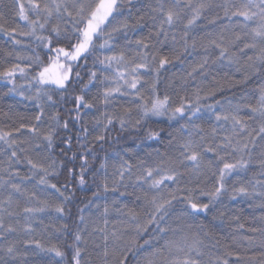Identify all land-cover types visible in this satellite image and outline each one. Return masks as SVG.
Wrapping results in <instances>:
<instances>
[{
	"label": "snow or ice",
	"instance_id": "obj_1",
	"mask_svg": "<svg viewBox=\"0 0 264 264\" xmlns=\"http://www.w3.org/2000/svg\"><path fill=\"white\" fill-rule=\"evenodd\" d=\"M201 21L221 24L218 32L209 31L199 38L206 52L218 51L211 63L226 60L241 74L227 87L246 85L253 78L260 80L245 93L250 97L246 102L216 99L225 85L215 77L209 86L196 80V73L206 78L209 55L182 76L177 87L168 86L161 92V71L180 61L189 48H196L197 37L190 34ZM145 28L146 36L130 38L129 33L135 35ZM0 33L14 47L29 49L27 55L15 52L16 62L0 63V80L7 88L4 96L23 97L36 109L26 122L19 117L18 126L15 122L0 126V144L4 146L0 153L6 157L0 160V193H7L0 198V264H16L27 256L18 247L21 243L65 259L60 246L35 238L37 224L43 226L41 234L49 227L37 217L49 211L61 218L69 215L66 206L74 195L72 183L85 185L90 171L94 182L102 173L92 193L97 199L102 193L127 189L130 182L134 187L146 186L142 197H136L138 201L143 199L144 218L129 209L121 213L126 217L119 221L122 230L109 232L108 220L104 219V227L88 232L85 208L99 209L90 199L78 210L74 232L67 223L59 228L51 225L54 232L71 237V264H230L233 256L237 264H264V212L256 218L259 226L247 229L250 235L232 237L238 248L246 245L245 253L250 255L232 251L229 245L222 246V254H214L220 241L206 230L201 219L207 214H212V220L222 218L224 212L218 206L225 196L230 201L259 198L257 206L264 209V0H14L11 20L0 12ZM170 33L179 51L162 54ZM120 39L125 45L116 52ZM33 45L45 49V57ZM5 55L12 57L13 52ZM18 79L23 82L17 83ZM93 88L98 91L90 97ZM69 96L73 106L65 115ZM120 100H127L129 106L116 108ZM209 100L212 103H207ZM100 105L105 111L93 118L90 131L84 116L93 109L99 111ZM110 106L112 112L107 111ZM160 117L171 123L166 128L145 127ZM208 121L211 124L206 128L203 124ZM116 122L122 132L136 134L131 136L134 142L154 141L165 151L157 148L141 157L135 148H122L124 155L114 153L119 162L113 163L110 179L107 169L111 157L105 153L101 158L97 146L103 150L107 132ZM77 125L79 130L74 131ZM97 128L103 131L91 136ZM25 131L29 138L20 139ZM32 151L35 156L29 154ZM90 157L101 161L99 168L93 170ZM21 165L27 166L26 174L21 173ZM253 168L257 171L243 179ZM64 170V182L53 183ZM33 182L34 189L47 193L46 198L25 187ZM53 195L58 203L50 202ZM14 204L19 211L12 210ZM108 212L105 205L101 215L107 217ZM13 217L17 218L15 223ZM231 219L238 230L244 229L238 216ZM97 232L102 234V244L92 239ZM19 233L27 238L10 239ZM90 245L96 260L89 252Z\"/></svg>",
	"mask_w": 264,
	"mask_h": 264
},
{
	"label": "trees",
	"instance_id": "obj_2",
	"mask_svg": "<svg viewBox=\"0 0 264 264\" xmlns=\"http://www.w3.org/2000/svg\"><path fill=\"white\" fill-rule=\"evenodd\" d=\"M14 0H0V12H3L5 14V17L11 20L12 18V6H13ZM149 0H145V3H148ZM214 2H219V0H214ZM222 15V13H221ZM211 18V16L209 17ZM16 23H22L20 21H16ZM150 25V21H148ZM226 23V21H224ZM221 24L218 23L217 25H209L207 21H201L200 24L192 31L190 34L191 36L197 37V46L195 49L189 48L187 53H184L181 55L180 61H174L172 64L168 65L164 70L161 71L160 74V90L163 92L166 87L171 86L173 88L177 87L180 83V78L188 71H191V69L196 66L198 63H200L205 55L210 56V68L209 72L206 76H201L199 73H196V80L202 82L205 86L212 85V78L215 77L217 81L224 84L225 87L222 90L221 93H219L216 96V99L220 100L222 98L231 99L233 103H243L246 102L250 97H246L245 93L250 92L252 89L256 87L257 84L260 83V80L258 78H253L252 81H250L246 85H234L233 87L229 88L227 87V84L232 82V80H238L241 78V74L236 72V66L235 65H229V63L225 61H219L217 60L215 63H211V60L215 59V57L218 55V51H213L209 49L207 52L203 47H201V41L200 37L203 36L205 33L211 31L213 33L218 32ZM177 31V36H179V29ZM148 33V28L143 29V31H138L135 35L132 33H129V36L131 39H135L137 36H146ZM19 38V37H18ZM163 39V37H161ZM25 43H28L25 41ZM189 43L191 44V39L189 40ZM125 45V41L120 39L117 42V47L115 49L116 52H119ZM32 47L35 48V51L38 52L41 57H45L46 50L42 47H36L33 45ZM174 49L176 52L179 51V45H173L171 41V33L169 34V40L167 41L166 45L161 48L162 54H175ZM6 52H13L12 57H6ZM15 52H20L22 55H27L29 53V49L27 47H20V46H13L11 41L8 37L3 35V33H0V63L2 62H16L15 61ZM111 54V53H107ZM251 55V53H249ZM183 61V63H181ZM89 65H91V61H89ZM83 74V73H82ZM231 78V80L229 79ZM87 77H85V80ZM191 80V78H189ZM23 81L17 80V83H22ZM194 84L195 82H191ZM214 86V85H213ZM193 89L190 86L188 91L191 92ZM98 89L93 88L90 93L91 96H95L97 94ZM7 92V88L5 87V82L0 80V126L5 125H11L14 122L18 126L19 124V117H24L25 122L28 118L35 115L36 109L34 106V103L30 100H26L23 97H20L15 94H10L8 96H4V93ZM207 103H212L211 100L207 101ZM73 105L71 103V96H69V102L64 105V114L67 115V109L71 108ZM121 106H129L127 100H120L115 107L120 108ZM99 111H96L93 109L92 111L88 112L87 115L84 116V119L86 121H89L88 127L91 131V129L94 127V125L91 123L94 117H98L101 112L105 111L104 107L102 105L98 106ZM107 111L112 112L113 106H110ZM4 113H7V115H3ZM241 115H247L246 112H242ZM207 121V117L205 118ZM200 123V121H197ZM168 123H171L167 121L166 117H160V118H153L149 125H145V127H164L166 128ZM211 124L210 121L205 122L203 124L204 127H209ZM253 127H257L256 124L252 125ZM41 127H46L45 125H41ZM72 125H70V128ZM227 127V126H226ZM79 130V125L76 126L74 131ZM103 131L102 128H97L96 131L91 132V136H95ZM61 135H64V133H61ZM136 135L134 132L131 133V136ZM30 134L26 131L23 132L20 136V139L29 138ZM90 136V139H91ZM131 136L128 135L126 132H122L119 126V123L116 122L114 125L110 126L108 132H107V138L108 142L103 144V150L100 149L99 146H97V152L99 153L100 157L103 158L105 153L111 157L108 161V174L109 178L111 179V173H112V165L113 163H118L119 161L115 158L114 153L120 152L121 155H124L122 152V148L124 147H132L136 149V152L139 156L143 157L146 152L152 151L153 149L159 148L161 152L165 151V147L161 144L154 142V141H133L131 139ZM120 137H123L122 139H118ZM139 145V146H138ZM4 146L0 144V148H3ZM75 139L73 140V151H75ZM59 151V149H57ZM32 156L36 155L35 151H32L29 153ZM43 155V153H41ZM69 157H71V152H69ZM125 159L128 157L125 156ZM6 159L5 155L3 153H0V160ZM135 160V157H133ZM90 164L93 166V170L96 168H99V164L101 161H92L91 157L89 158ZM77 166V172L79 171V160L76 162ZM71 167V165H69ZM20 171L22 174H26L28 172V168L26 165L20 166ZM257 169L253 168L250 169L248 174L246 176H243V179H249L254 172H256ZM67 177V171L64 170L61 172V174L54 178L52 180L53 183H63L65 178ZM102 178V173L98 175L95 179V182L93 180L92 172H88L86 176V183L85 185L81 186L76 181H73L72 187L74 189V195L69 204L66 206V211L70 210V214L61 218L58 217L56 214L52 213L51 211L46 213H41L38 215L37 220H42L44 225H49L47 232L41 234L42 225L37 224V232L34 234L35 238L41 239L43 243L46 244H56L60 246L66 253L65 259L63 261L60 260L59 257H56L54 253H48V252H41L38 249H36L34 246H25L22 243L18 245L19 249L22 252H27V256L21 257L16 261V264H71V255L72 251L68 247V245L71 244V237L66 236L62 233H56L54 232L51 225H55L57 228L60 227L62 223H67L69 225V230L74 232L76 230V227L78 225V216H79V209L84 208L86 204H88V201L91 199L95 205H99V209L96 207L89 206L88 208H85V218L88 221V232H91L94 227H104V219L108 220V231L111 232L114 228L116 229H123V225L119 223L121 220H125L126 217L122 215L121 213H126L129 209L134 210L137 213H140L141 219L144 218L143 213L145 211V205L143 202V199L137 200V196H141L143 194V191L147 190L146 186L142 189L139 187H134L132 183H129V186L127 189L121 187L119 192H126V193H132L131 195L125 194L124 196H121L119 192L113 193L111 191L102 193V195L97 199L92 196V193L97 190V184L100 182V179ZM38 179V177H37ZM78 180V176L76 178ZM233 179H236L233 177ZM231 183V181H229ZM33 183L25 185L30 190H35L37 193L41 196L42 199L47 197V193H42L40 189H34ZM111 187V184H110ZM7 193H0V198H3L4 195ZM151 195V193H150ZM50 202L52 203H58V199H56L55 195H53L50 199ZM260 203L259 198L251 199V198H245L241 200L238 198L236 201H230L227 196L223 198L222 205H219L220 211L224 212V216L222 218H218L216 220H212V214H207L206 216L201 217L203 219L207 231H210L217 240L220 241V246L218 248L213 249L214 254L220 255L223 253V245H229L230 250L232 251H240L241 255L248 254L250 255L251 252L245 253V246H240L239 248L233 243L232 237L233 235L239 237L242 235H250L247 231L248 228L251 227H258L259 221L256 219L258 218L262 212H264V209L259 208L257 205ZM252 205L249 207V205ZM20 205H24V200L20 199ZM107 205L109 208V212L107 217H104L101 215L103 212L104 206ZM179 207V205H177ZM117 209H120V212L117 211ZM15 211H19V208L13 205V209ZM218 215V213H217ZM233 216L239 217V222L244 224L243 230H238L236 228V223L231 219ZM6 223L8 222L9 218H5ZM17 218L13 217L11 218L12 222L15 223V220ZM19 219L23 220V214L19 217ZM80 227H83V225H80ZM48 233H52L51 236H48ZM21 238H27L23 233H19L17 236L10 237V239H21ZM92 239L95 240L96 244H102V234L95 233ZM98 251V249L96 250ZM89 252L92 254V257L94 260L97 259L95 251L93 250V246H89ZM0 256H3V252L0 251ZM5 259H7L5 257ZM230 264H237L236 257L233 256L230 258Z\"/></svg>",
	"mask_w": 264,
	"mask_h": 264
}]
</instances>
